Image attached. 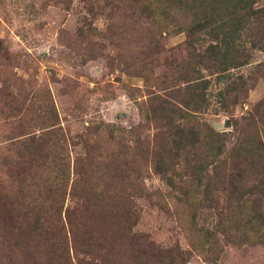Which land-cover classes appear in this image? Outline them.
I'll return each instance as SVG.
<instances>
[{
    "label": "rangeland",
    "instance_id": "obj_1",
    "mask_svg": "<svg viewBox=\"0 0 264 264\" xmlns=\"http://www.w3.org/2000/svg\"><path fill=\"white\" fill-rule=\"evenodd\" d=\"M2 159L0 264H264V0H0Z\"/></svg>",
    "mask_w": 264,
    "mask_h": 264
},
{
    "label": "trees",
    "instance_id": "obj_2",
    "mask_svg": "<svg viewBox=\"0 0 264 264\" xmlns=\"http://www.w3.org/2000/svg\"><path fill=\"white\" fill-rule=\"evenodd\" d=\"M0 164H4L3 159L0 161ZM37 205L41 206L39 203ZM41 212L39 211L37 213H34V215H28L32 216V223L30 221H26L25 226L24 224L18 222L19 216L14 215V210L3 214L0 218V222L2 223V230L0 228V245L4 247L7 245L8 247L15 244H23L26 242V240L32 238L33 232H38V234H41L42 236L43 233L50 232L53 229L50 226L52 222H48L47 218L42 215ZM73 223L74 221L69 224ZM12 232L16 233L13 237H9L11 236ZM4 247H0V250ZM0 258H4V256H2V253H0Z\"/></svg>",
    "mask_w": 264,
    "mask_h": 264
}]
</instances>
